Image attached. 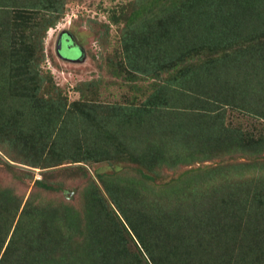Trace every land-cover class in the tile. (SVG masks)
<instances>
[{"label": "trees", "instance_id": "16d2710c", "mask_svg": "<svg viewBox=\"0 0 264 264\" xmlns=\"http://www.w3.org/2000/svg\"><path fill=\"white\" fill-rule=\"evenodd\" d=\"M134 1L140 7L126 17L129 25L122 30L126 69L152 78L169 76L140 103L102 109L85 101L68 104L60 96H42L43 77L37 69L44 53L36 30L42 25L44 34L56 16L43 11L45 16L36 18L42 9L57 10L52 1L0 0V130L8 133L9 128L11 140L25 151L19 163L46 172L64 158L90 163L94 155L126 157L137 162L142 177L154 180L141 168L167 164L170 157L185 162L192 151L208 157L223 147L241 151L255 144L201 111L230 105L264 117L259 103L264 95V0ZM153 134L155 138H149ZM169 148L172 154L164 158ZM93 172L106 196L95 185L84 194V228L77 222H82L79 212L69 207L60 212L63 216L57 208L45 214L43 205L26 200L18 211V195L0 187V264H172L178 252L187 255L188 264L196 255L200 264L202 257L214 255L220 232L232 239L229 247L240 232L247 244L258 243L254 259L264 257V186L242 200L229 183L216 194L219 199L207 193L208 205L185 207L181 198V203L170 199V185L160 194L138 180L108 185ZM34 184L55 190L42 177ZM257 201L259 214L253 209ZM245 216L250 220L242 222ZM230 217L236 233L223 227L229 223L224 218ZM47 230L58 239L52 240ZM122 233L134 247L124 260L115 250L123 245Z\"/></svg>", "mask_w": 264, "mask_h": 264}, {"label": "rangeland", "instance_id": "374dc122", "mask_svg": "<svg viewBox=\"0 0 264 264\" xmlns=\"http://www.w3.org/2000/svg\"><path fill=\"white\" fill-rule=\"evenodd\" d=\"M51 1L53 8L57 10L42 9L36 18L38 21L39 17H44L45 14L48 17L51 16L50 18L56 16L53 18L54 24L50 25L44 34L42 25L36 30L37 34L42 36L44 53L37 69L39 75L43 77L41 91L44 93L42 96H60L68 104L74 100L85 101L86 104H95L102 109L111 105L133 102L137 104L149 96L162 79L169 76L168 73H162L161 77L152 78L132 73L126 69V59L121 43L122 30L124 26L128 28L129 25L126 17L135 15L137 7H140L134 0H59L58 3L55 0ZM0 7H2L1 2ZM138 13L141 15L142 11L139 10ZM63 34L70 37L71 47H68V42H66L65 46L60 48V38ZM6 72L11 73L10 71ZM228 84L233 83L229 81ZM208 93L211 94V92ZM206 94L207 92L202 93L203 99ZM260 96H262L259 102L260 108H264V95ZM239 97L251 99V96ZM187 106L195 105L188 104ZM201 113H209L211 117L218 118L217 122L223 123V127L227 126L244 133L255 144L244 147V150L241 151H237L235 148L227 150L223 147V149L213 151L208 157L202 156L203 151L201 150L198 152L189 150L191 156H188V161L173 162L170 157L167 164H158L152 169L141 168L144 173L154 179L148 180L137 171L139 167L137 162L126 157L112 160L94 155L90 163L86 161L70 162L69 158H64L60 161L61 164L51 166L52 169L46 172L41 168L28 167L19 163V161H23L25 151H22L16 146L14 140H11L10 129L8 128L9 132L6 133L3 128L0 130V187L11 188L12 192L18 195L20 198L18 201H21L18 211L21 210L26 200H29L33 205L35 202L43 205L45 214H49L56 208L60 213L63 212V208L69 207L79 212L78 217L82 222H77L83 228L85 227L82 213L85 203L84 194L95 185L106 196L100 181L94 175L93 171L95 170L102 175L103 181L108 185L122 186L123 180H138L144 188L151 186L160 194L165 186L170 185L168 187L171 188L170 191L167 190L170 199L176 202L181 198L185 207H190L194 203L208 205L211 200L207 193L211 195L213 192L215 198H218L216 194L219 195L220 188L224 185L229 186V183L232 184V189L235 190L234 186L237 187L238 190L232 193L239 195L242 200H247L255 192L262 191L264 186V143L261 144V140L264 138V117L230 105L218 107L211 112L201 111ZM188 114H190L189 111ZM140 134L147 135V132ZM149 138H155L154 134ZM257 141L260 144H257ZM187 147L191 148L192 146L187 145ZM169 150H165L164 158L167 154H172ZM40 177L55 185V190L48 191L35 186L34 179ZM237 183L239 186L236 185ZM181 199L179 203H181ZM178 205L180 204H175V207ZM216 207L218 209V205ZM220 209L222 210V205H220ZM253 209L258 214L262 211L258 201L253 203ZM106 210L108 211V209ZM219 214L220 212L217 213V216ZM111 215L113 216V214ZM17 216L18 212L14 223ZM61 216L63 215L61 214ZM256 217H258L257 214ZM55 218H57V214ZM244 220H250V217L245 216L242 222ZM223 221L224 223L229 221L223 227L226 226L227 230L234 233L235 230L229 224L235 220L230 217L224 218ZM260 228H264V222ZM45 234L49 235L52 240L57 238L48 230L45 231ZM236 234L233 246L229 247L232 239L226 238L225 232L218 233L217 245L213 246L214 255L211 258L202 257V263L264 264L263 256H260L258 261L254 259L258 243H256L257 245L247 244V241L242 239L240 232ZM122 235L124 237L123 245L115 250L118 253L117 256L124 260L128 255L134 253V247L133 243L127 240V234L122 233ZM79 238L81 235L75 237V239ZM137 244L139 245L138 242ZM205 253L206 249H204L203 255ZM186 256V254L182 255L178 252L175 259L171 260L172 264L176 262L188 264L185 261ZM192 257L191 264H196L197 256ZM198 261L200 262V260Z\"/></svg>", "mask_w": 264, "mask_h": 264}, {"label": "flooded vegetation", "instance_id": "af4514ba", "mask_svg": "<svg viewBox=\"0 0 264 264\" xmlns=\"http://www.w3.org/2000/svg\"><path fill=\"white\" fill-rule=\"evenodd\" d=\"M68 42V47H71L72 45H70V39L65 36V34L62 35V37L60 38V44H61V47L60 48H63V46H65V43Z\"/></svg>", "mask_w": 264, "mask_h": 264}, {"label": "water", "instance_id": "95a60500", "mask_svg": "<svg viewBox=\"0 0 264 264\" xmlns=\"http://www.w3.org/2000/svg\"><path fill=\"white\" fill-rule=\"evenodd\" d=\"M69 38V37H68ZM59 47H60V45H59ZM59 54H60V52H59Z\"/></svg>", "mask_w": 264, "mask_h": 264}]
</instances>
